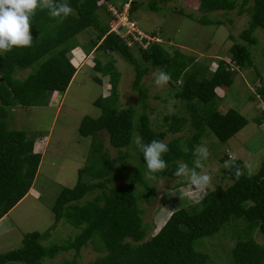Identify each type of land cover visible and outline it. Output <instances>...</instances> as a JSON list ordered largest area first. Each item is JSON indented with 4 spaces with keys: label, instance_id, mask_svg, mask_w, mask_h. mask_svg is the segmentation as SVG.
<instances>
[{
    "label": "trees",
    "instance_id": "16d2710c",
    "mask_svg": "<svg viewBox=\"0 0 264 264\" xmlns=\"http://www.w3.org/2000/svg\"><path fill=\"white\" fill-rule=\"evenodd\" d=\"M117 1L120 0H68L72 13L63 19L51 17L47 9H38L30 24L32 45L14 46L0 55V220L31 191L43 157V152H34L35 138L29 137L25 130L10 126V110L17 105H48L54 93L67 91L77 73L69 53L82 47L77 36L86 29L95 33L89 44L82 47L86 54L92 50L115 53L135 64L137 74L133 87L143 99L146 100V94L141 82L148 72V65L162 68L175 80L181 79L176 95L186 101L187 110L191 112V124L196 128L192 138L177 136L164 141L167 132L153 129L147 113L139 117L142 143L160 140L169 146V152L164 155L168 167L154 179L165 177L167 169L178 167L181 160L190 163L206 129H210L218 140L226 142L248 125V119L238 110L222 113L213 104L218 97L217 91H227L233 83L234 69H229L225 60L219 59L212 71L211 66L199 63L194 55L180 49L171 52L158 41L143 47L134 42L133 35L123 37L110 32V25L101 19L98 10H108V4ZM121 1L122 4L129 3V0ZM196 1L205 12L199 19L202 24H222V21L207 17L208 13L218 10L231 11L239 7L240 14L250 12L249 26L240 33L243 41L235 40L230 51L231 60L240 69L254 66L252 48L259 43L256 31H264V0ZM138 5L141 3L135 0L130 4V18ZM148 7L155 11L160 8L155 2L149 3ZM179 13L184 14V11L179 10ZM188 16L192 17L191 14ZM143 41L148 42L146 38ZM135 45H138L145 65L136 60L132 50ZM94 59L95 69L102 73L94 80L106 87L103 77H110L112 90L108 94L105 90V96L101 95L94 102L103 111L100 117L87 115L82 119L80 135L92 138L87 163L78 170L77 183L62 189L52 206L57 222L65 219L80 232L74 239L53 245L43 243L49 233H30L21 247L0 253V264H44L46 259L72 249L76 255L68 263L78 264L82 248L90 243L95 244L100 253L93 264H209V254L197 250L196 242L219 233L228 223H233L237 238L230 264H264V244L253 234V230L258 229L264 239V163L257 173L249 174L244 161L236 159L226 171L233 182L230 187H218L200 204L191 203L177 209L154 235L148 237L151 226L144 221L140 200L145 195L152 199L156 191L144 178L147 167L140 148L139 160L143 168L121 183L126 177L122 174L125 166L121 165L134 157L129 147L137 112L132 106L118 107L120 72L115 64ZM32 67L34 71L27 77H15L18 71ZM259 93L264 98V84L259 86ZM196 101L202 106H197ZM142 105L146 107L145 103ZM171 129L180 131L177 125H172ZM103 131L107 132L110 145L117 149V156L105 148L99 135ZM237 169L240 171L238 178ZM141 186L144 189L139 192ZM238 223L243 226L238 228Z\"/></svg>",
    "mask_w": 264,
    "mask_h": 264
},
{
    "label": "rangeland",
    "instance_id": "374dc122",
    "mask_svg": "<svg viewBox=\"0 0 264 264\" xmlns=\"http://www.w3.org/2000/svg\"><path fill=\"white\" fill-rule=\"evenodd\" d=\"M135 1L141 5H138L129 21H124V15L127 13L125 12L127 5L133 0H129L130 3L127 5L122 4L121 0L117 1L114 5L110 4L112 12L100 8L98 13L102 20L113 26L112 30L118 31L123 25L118 33L123 37L128 36L130 31L132 34L138 32L145 34V37L147 35L148 42H144L143 47H147L149 42H161L171 52L173 49H180L186 54L194 55L196 61L211 66L212 71L219 59L225 60L228 68L234 69L233 83L227 91L217 89L218 97L213 104L222 113L236 109L249 121L247 126L226 142L218 140L210 129H206L201 143L196 145V149L203 145L210 152L204 171L211 175L212 182L206 196L196 193L186 178L175 176L176 168L180 164L194 167L196 155L190 163L181 160L178 167H169L167 175L159 180L150 178L144 170V178L156 191V196L152 199L145 195L140 200V206L144 210V221L151 226L148 234V237H151L177 209L191 203L200 204L216 188H228L232 185V179L226 174L230 167H225V161L243 160L246 170L251 173H257L261 169L264 163V98L259 93V86L264 84V31L258 29L255 33L259 43L252 48L254 66L240 69L231 60L230 48L235 40L243 41L240 33L249 26L248 10L242 14L239 13V7L231 11L211 12L207 16L210 20L223 23L202 24L199 19L205 12L200 9L199 1ZM151 2L160 6L158 11L148 7ZM179 10H183L184 14L179 13ZM190 14L192 17L188 16ZM153 34H156V37H153ZM94 36L93 30L86 29L77 36V40L85 47ZM232 36L235 37L234 40ZM134 42L140 43V40ZM82 47L78 46L69 53L77 73L66 92L54 93L49 104L45 106L17 105L10 110L8 118L10 126L13 129L25 130L29 137L35 138L34 152H43V157L33 186V195L24 198L0 224V253L21 247L24 238L33 232L49 233L43 240L45 245L63 244L74 239L80 232L65 219L57 222L52 206L62 189L73 187L77 183L78 170L87 163L92 138L80 135L79 126L82 119L87 115L100 117L103 111L94 102L101 95L105 96V90L106 94L112 90L110 77H103L106 80V87L94 80L96 75L102 76V73L95 69V57L102 63L112 61L120 72L117 89L118 107L122 109L132 106L137 112L134 121L136 128L129 147L134 157L129 159L127 164L121 165L125 166L122 174L126 175L123 180L121 179V183L130 180L137 169L143 168L139 160V146L135 140L140 137L139 117L144 112L149 115L153 129L167 132L164 141L177 136L190 139L196 131L191 124V112L187 110L186 101L176 95L182 83L180 77L176 80L171 77L166 85L158 86L155 84L154 73L163 69L148 65V72L141 82L146 94L145 100L133 87L137 74L133 62L115 53L102 51L96 53L92 50L90 54H86ZM135 47L132 50L136 60L144 64L138 45ZM33 71V67L21 70L15 77L23 79ZM144 103L145 108L142 105ZM195 103L199 107L202 106L200 102ZM183 118L186 122H181ZM172 125L179 126L180 131H173ZM99 135L105 143V148L113 156H117L118 151L110 145L107 132H100ZM143 189L141 186L138 191ZM232 224L228 223L219 233L196 242L197 250L209 254V264L231 263L232 249L237 240ZM242 226V223L237 224L238 228ZM253 234L264 244L258 229H254ZM75 255L74 249L62 251L56 257L46 259L44 264H69L68 261ZM99 255L95 244L90 243L82 248L77 263L93 264Z\"/></svg>",
    "mask_w": 264,
    "mask_h": 264
},
{
    "label": "clouds",
    "instance_id": "9594fccd",
    "mask_svg": "<svg viewBox=\"0 0 264 264\" xmlns=\"http://www.w3.org/2000/svg\"><path fill=\"white\" fill-rule=\"evenodd\" d=\"M129 3H126V5ZM110 4H114L109 3L107 6L110 12H112ZM127 6L125 12L129 15L130 5ZM38 9H47L51 17H59L61 19L67 18L72 13V7L68 0H63V2H58V0H0V55L4 52L11 51L14 46L30 47L32 45L33 37L30 34V24ZM115 9L118 11L117 8ZM112 27L110 25V32H116L112 30ZM154 78L156 85L163 86L169 82L171 77L169 73L158 70L154 73ZM135 143L143 153L147 167V175L150 178L155 177L157 173L164 171L168 167L164 159V155L169 152L167 143L160 140H153L151 143L145 144L142 143L140 137L136 138ZM195 155V166L189 167L187 164H180L176 168L175 176L186 178L196 193L206 196L212 182L211 175L204 171L210 152L206 146L201 145L196 149ZM233 165L234 160L231 162L225 161L226 168ZM197 169H200V171H197ZM236 175L238 178L240 175L239 169H237Z\"/></svg>",
    "mask_w": 264,
    "mask_h": 264
},
{
    "label": "built area",
    "instance_id": "2783aa9c",
    "mask_svg": "<svg viewBox=\"0 0 264 264\" xmlns=\"http://www.w3.org/2000/svg\"><path fill=\"white\" fill-rule=\"evenodd\" d=\"M127 10V9H126ZM125 20H131L130 18H129V15L126 13L125 15H124V21ZM121 25V24H120ZM121 26H123V25H121ZM120 26V27H121ZM120 27H119V29H120ZM134 27V26H133ZM119 29H118V31H116V30H114V31H116L117 33H119ZM128 35H133V37L135 38V40H140V43L141 44H144V37H145V34H141V33H138V32H136V33H133L132 34V32L130 31V33L128 34ZM146 37H147V35H146ZM145 37V38H146ZM133 41H131L130 43H132Z\"/></svg>",
    "mask_w": 264,
    "mask_h": 264
},
{
    "label": "crops",
    "instance_id": "0c3cea01",
    "mask_svg": "<svg viewBox=\"0 0 264 264\" xmlns=\"http://www.w3.org/2000/svg\"><path fill=\"white\" fill-rule=\"evenodd\" d=\"M33 189H34V187H32L31 191L28 193V195H26L25 198H27V197L33 195ZM23 200H24V199H23ZM7 217H8V214H7L6 216H4V217L0 220V224H1V223H2Z\"/></svg>",
    "mask_w": 264,
    "mask_h": 264
}]
</instances>
